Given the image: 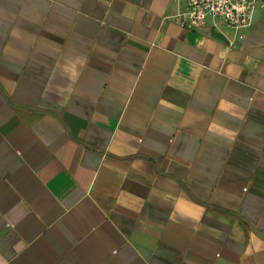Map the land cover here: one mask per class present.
<instances>
[{
  "label": "crops",
  "instance_id": "crops-1",
  "mask_svg": "<svg viewBox=\"0 0 264 264\" xmlns=\"http://www.w3.org/2000/svg\"><path fill=\"white\" fill-rule=\"evenodd\" d=\"M0 0V264H264V0Z\"/></svg>",
  "mask_w": 264,
  "mask_h": 264
},
{
  "label": "built area",
  "instance_id": "built-area-1",
  "mask_svg": "<svg viewBox=\"0 0 264 264\" xmlns=\"http://www.w3.org/2000/svg\"><path fill=\"white\" fill-rule=\"evenodd\" d=\"M171 15L182 28H196L210 19L213 25L228 26L235 31L247 29L253 22L258 0H176Z\"/></svg>",
  "mask_w": 264,
  "mask_h": 264
}]
</instances>
